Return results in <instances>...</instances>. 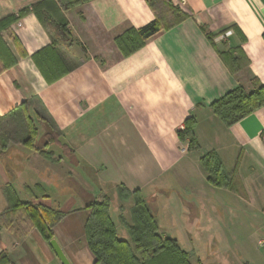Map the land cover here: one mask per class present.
I'll return each mask as SVG.
<instances>
[{
	"label": "crops",
	"instance_id": "1",
	"mask_svg": "<svg viewBox=\"0 0 264 264\" xmlns=\"http://www.w3.org/2000/svg\"><path fill=\"white\" fill-rule=\"evenodd\" d=\"M44 1L0 0V19L28 9L2 33L15 63L0 73V116L31 101L30 115L46 112L62 144L47 147L50 160L15 144L0 156V254L8 264L61 263L37 229L7 226V186L21 202L62 213L53 239L70 264H96L86 206L103 197L118 238L131 243L124 205L132 208L134 197H120L122 188L139 190L160 235L194 233L215 264H264V105L229 127L209 109L238 86L252 91L253 79L264 84V0H91L61 12V38L30 9ZM156 17L162 30L123 56L114 39ZM48 47L60 52L62 70L70 68L52 83L31 59ZM219 53L240 68L230 70ZM188 118L196 150L177 137ZM35 121L40 141L48 130ZM209 151L227 187L207 181L200 158Z\"/></svg>",
	"mask_w": 264,
	"mask_h": 264
},
{
	"label": "trees",
	"instance_id": "2",
	"mask_svg": "<svg viewBox=\"0 0 264 264\" xmlns=\"http://www.w3.org/2000/svg\"><path fill=\"white\" fill-rule=\"evenodd\" d=\"M90 1L46 0L33 5L30 9L47 30L61 38L67 34V23L61 12L75 9ZM145 1L153 6L156 0ZM48 4L53 5L47 9L45 6ZM27 12L28 9H23L19 12L18 17L11 15L0 19V73L15 63L14 56L3 41L2 33L8 31L10 26ZM172 25H168L167 28ZM162 28L159 18L156 17L138 29H127L114 39V43L122 51L123 56H128L142 48L146 41L159 33ZM219 56L230 70L235 72L240 68V63L237 64V60L233 59L231 54L219 53ZM239 56L244 59L240 53ZM31 59L47 83L56 81L70 69L62 70L61 54L51 47L41 50ZM252 85L253 89L250 92H246L241 86L227 92L211 103L209 109L227 127L233 125L264 105V84L253 79ZM31 103V101L22 102L8 114L0 116V156L9 145L15 144L30 147L43 158L50 160L53 154L47 150V147L62 145L59 141L60 132L46 112H36L35 117L30 115ZM42 110L44 111V109ZM35 119L43 123L48 130L41 136V140H43L41 147L37 146L38 127ZM194 124V119L188 118L184 122V129L177 132L180 141L188 139V150L198 148L193 133ZM200 163L207 173V181L211 185L228 186V178L214 151H209L201 156ZM5 193L8 198V208L4 216L9 224L7 226L10 227L13 221H16L23 233L35 228L46 242L53 239L52 228L61 219L62 213L40 204L21 202L10 186L6 187ZM119 195L120 197L126 195L134 197L131 210L132 225L128 227L132 245L118 238L116 227L109 214V198L103 197L101 201L89 203L86 209L90 213L85 222L84 233L87 245L96 259V264H191L188 254L179 247L174 238L159 234L157 219L145 199L140 195L139 190L129 192L122 188ZM0 264H8L4 253L0 254Z\"/></svg>",
	"mask_w": 264,
	"mask_h": 264
},
{
	"label": "rangeland",
	"instance_id": "3",
	"mask_svg": "<svg viewBox=\"0 0 264 264\" xmlns=\"http://www.w3.org/2000/svg\"><path fill=\"white\" fill-rule=\"evenodd\" d=\"M38 129H40L39 124H37ZM43 131L40 130V132ZM42 140L37 142V146L41 147L42 146ZM163 196H160V198L158 197V199L154 201V203L156 205H158L159 203H162V201H160ZM131 205H132V201H128L127 205H124V210L127 211L126 214L127 216L130 218L131 220ZM171 237H176L179 245L181 248H183L185 251L189 252L191 255V260L192 263L196 260L199 259L201 261L202 264H215L216 263V259L214 258L215 256H213L211 253L212 251L210 249L207 248H203L198 242H196L194 240L195 234L192 232H184L182 230H173L172 232H170Z\"/></svg>",
	"mask_w": 264,
	"mask_h": 264
},
{
	"label": "water",
	"instance_id": "4",
	"mask_svg": "<svg viewBox=\"0 0 264 264\" xmlns=\"http://www.w3.org/2000/svg\"><path fill=\"white\" fill-rule=\"evenodd\" d=\"M48 244L61 264H70L69 260L67 259L55 239H51Z\"/></svg>",
	"mask_w": 264,
	"mask_h": 264
},
{
	"label": "built area",
	"instance_id": "5",
	"mask_svg": "<svg viewBox=\"0 0 264 264\" xmlns=\"http://www.w3.org/2000/svg\"><path fill=\"white\" fill-rule=\"evenodd\" d=\"M183 129H184V127L181 128V130H183ZM182 151H185V149L183 148Z\"/></svg>",
	"mask_w": 264,
	"mask_h": 264
}]
</instances>
